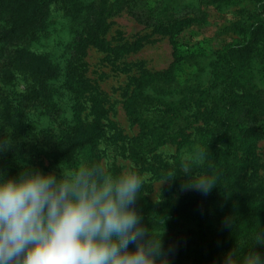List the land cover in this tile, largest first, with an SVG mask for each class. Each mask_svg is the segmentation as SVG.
Wrapping results in <instances>:
<instances>
[{"label":"trees","instance_id":"1","mask_svg":"<svg viewBox=\"0 0 264 264\" xmlns=\"http://www.w3.org/2000/svg\"><path fill=\"white\" fill-rule=\"evenodd\" d=\"M126 2L0 0V146L9 147L0 151V174L5 178L17 177L22 165L57 176L80 162L100 165V142L107 136L105 128L113 124L107 118L105 95L87 74L84 54L89 48L114 55L129 50L131 45L109 48L104 39L106 20L123 11ZM219 2L227 5L228 0ZM245 2L236 23L241 42L224 54L216 53L221 62L217 69L190 67L195 54L181 51L170 38L172 61L167 69L143 71L124 86V113L140 126L124 149L139 169L145 150L149 153L166 142L181 149L193 144L185 129L195 130L190 126L197 122L205 127L199 146L207 147L209 155L199 172L215 179L211 192L166 195L152 202L142 186L135 205L153 236L162 231V220L194 225L163 230L167 264H224L228 254L234 264H243L252 251L264 257V245L255 239L257 232L264 233V189L255 163H250L254 142L264 138V87L249 83L234 65L236 54L246 58L251 53L248 67L259 66L256 45L264 30V0ZM55 4L66 25L54 34L49 6ZM149 6L144 3L146 12L132 11V16L164 33V8ZM168 29L171 34L173 27ZM108 171L120 174L117 166ZM178 179L183 183L185 177Z\"/></svg>","mask_w":264,"mask_h":264},{"label":"clouds","instance_id":"2","mask_svg":"<svg viewBox=\"0 0 264 264\" xmlns=\"http://www.w3.org/2000/svg\"><path fill=\"white\" fill-rule=\"evenodd\" d=\"M208 155L197 145L182 157L181 192L207 196L215 187L213 177L189 178ZM168 175L162 183L178 177ZM145 179L135 171L111 174L107 162H80L59 176L23 165L15 178L0 174V264H167L163 229L153 236L135 208ZM255 239L264 245V233ZM224 264H234L230 254ZM243 264H264V257L252 251Z\"/></svg>","mask_w":264,"mask_h":264},{"label":"rangeland","instance_id":"3","mask_svg":"<svg viewBox=\"0 0 264 264\" xmlns=\"http://www.w3.org/2000/svg\"><path fill=\"white\" fill-rule=\"evenodd\" d=\"M220 0H127L123 11L106 20L107 32L104 36L109 48L130 46L129 50H124L119 55L101 52L93 48L85 51L84 61L86 63L87 74L98 89L105 95L107 107L109 108L107 118L112 126L105 128L104 140L100 142V165L108 163V168L117 166L119 173L135 171L145 176V195L152 202H161L166 195L178 198L192 191H180L179 180L180 164L186 152L191 151L194 146L200 145L201 137L205 127L197 122L190 127L195 130H184V134L189 133L187 140L193 144H183L180 149L176 143H161L149 153L143 152V167L139 169L134 161L128 157L124 145L127 139L136 137L140 132V126L130 120L124 113L122 102L123 96L127 92L129 77L136 76L143 71L155 72L167 69L172 61V52L169 39L176 42L181 51H189L195 54V62L192 68L198 71L217 69L221 62H217L216 53L224 54L228 48L235 47L241 42V35L238 31L239 21L238 11L247 5L245 0H228L224 5ZM164 8L160 19L164 22V33L152 31L149 26H145L132 16L134 13L146 12L142 8L143 4ZM59 5H50L51 30L55 34L61 32L65 19L59 10ZM144 17V15L142 16ZM170 26L173 27L171 34ZM61 36V35H58ZM58 38V37H57ZM56 38V39H57ZM257 68H249L251 63V53L244 58L238 53L234 56V65L246 75L245 80L259 87H264V30L259 36ZM243 53H246L243 51ZM184 67H187L185 65ZM248 67V71L246 68ZM247 72V74H246ZM243 82V80H242ZM20 89V86H18ZM174 99H178L174 94ZM154 126L155 123L153 124ZM166 131V124L160 125ZM171 124L168 126L170 128ZM149 128V125H147ZM200 129V130H199ZM203 129V130H202ZM202 130V131H201ZM177 140V138H176ZM155 145V144H154ZM251 162L255 165V174L262 181L264 189V138L254 142ZM242 158H245L242 156ZM166 165V166H165ZM245 173L248 174L249 162H246ZM200 167H194L189 176H200ZM244 169L241 170V172ZM175 172L176 179L162 183L170 179L169 173ZM254 174V175H255ZM162 183V184H161ZM145 227L146 224L142 223ZM194 227V225L183 221L172 223L164 222L163 230L170 232L171 228L181 230V226ZM159 231V230H157ZM134 247L129 245V250ZM176 264H193L189 261H178Z\"/></svg>","mask_w":264,"mask_h":264}]
</instances>
